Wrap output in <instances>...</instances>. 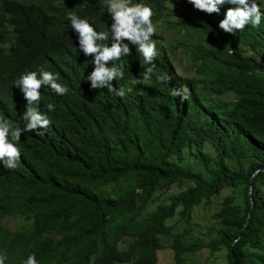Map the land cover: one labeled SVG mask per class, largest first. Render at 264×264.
<instances>
[{
    "label": "trees",
    "instance_id": "trees-1",
    "mask_svg": "<svg viewBox=\"0 0 264 264\" xmlns=\"http://www.w3.org/2000/svg\"><path fill=\"white\" fill-rule=\"evenodd\" d=\"M257 2L264 12V0ZM136 3L152 8L156 27L182 34L170 46L152 37L158 55L146 84L136 79L149 65L129 44L132 55L121 60L124 78L111 82L124 97L86 86L82 60L61 54L54 37L49 47L36 29L31 56L50 50L57 83L68 93L41 91L38 110L49 128L42 136H21L16 169L0 165L5 264H24L32 254L37 264H157L167 238L175 264L200 250L223 251L224 264H264V18L258 28L247 25L232 35L218 24L236 5L206 14L187 0H131ZM88 5L85 11L107 32L106 0ZM37 13L46 17L41 8ZM27 23L14 2L0 0V114L13 127H23L27 102L12 86L25 66L12 48ZM31 24L42 26L37 18ZM176 50L189 56L184 71L192 76L178 72L169 55ZM164 73L170 84L157 82ZM180 85L190 89L187 100L170 94ZM226 95L228 101L216 100ZM220 196L210 241L190 236L197 209Z\"/></svg>",
    "mask_w": 264,
    "mask_h": 264
},
{
    "label": "clouds",
    "instance_id": "clouds-1",
    "mask_svg": "<svg viewBox=\"0 0 264 264\" xmlns=\"http://www.w3.org/2000/svg\"><path fill=\"white\" fill-rule=\"evenodd\" d=\"M75 1L78 2L77 6H70L68 0H6L14 2L28 20V23L23 25L24 28L19 30V37L12 48L25 64L12 86L20 99L23 98L27 103L21 116L24 121L23 127L19 125L13 127L10 121L0 114V165L3 169L17 168L21 157V150L17 144L22 135L34 133L42 136L51 124L48 117L38 110L41 91L48 88L59 96L68 93L66 87L57 83L58 74L53 71L59 66L51 56L50 50L36 59L31 56L37 44V28L44 32L49 47L54 37L55 45H61L58 49L61 54L76 56L82 60L80 63L84 67L83 79L85 85H90L91 89L106 88L117 97L125 96V90L114 88L111 82L124 78L121 60L132 55L129 44L136 46V52L140 54L143 62L149 65L140 73L136 83L146 84L153 75L156 67L154 60L158 51L157 41L152 39L156 34V26L152 21L154 13L151 7L142 3L131 4V0H106L108 21L111 24L108 31L104 32L102 26L95 22V18L92 20L94 14L88 15L89 12L85 11L90 0ZM187 3L194 10L206 14H219V6L226 3L236 5L235 8H228L218 24L220 30L232 35L243 31L247 25L258 28L264 18V12L261 11V5L257 0H187ZM171 6L174 9V5ZM38 8L44 10L47 18L38 17ZM36 18L40 19L42 26L31 24ZM38 64L43 67L34 69ZM156 79L161 84H170L172 81V77L167 73L158 75ZM170 94L182 100H187L191 95L186 85L172 88ZM54 107L53 104H48L47 110L54 111ZM5 259L6 256L0 254V264H5ZM24 264H37L35 255H29Z\"/></svg>",
    "mask_w": 264,
    "mask_h": 264
},
{
    "label": "rangeland",
    "instance_id": "rangeland-1",
    "mask_svg": "<svg viewBox=\"0 0 264 264\" xmlns=\"http://www.w3.org/2000/svg\"><path fill=\"white\" fill-rule=\"evenodd\" d=\"M176 7L175 4H173ZM170 7L171 4H169ZM156 35L163 37L166 44L173 45L176 41L181 40V32L175 29H170L166 25H157ZM170 57L173 62L176 64L178 72L181 74H186L187 76H192L193 73L185 72L186 63H189V56H185L182 50H176V52L171 51ZM185 72V73H184ZM230 99L229 95H226L222 98H217V101H228ZM169 194V193H168ZM225 193L223 194V196ZM160 197V194H157ZM223 196H220L216 201H214L208 208L200 207L197 209L196 215L191 225L193 231L190 233V236L200 239L202 242H209L212 238L208 236V232L218 227V224L212 220L211 216L218 209L219 204L221 203ZM167 195H162V198L165 199ZM175 221H171L173 224ZM176 230L181 232L183 230L182 225H177ZM171 238L164 239L163 243L166 246V249L160 251L158 254V263L157 264H175L170 250ZM211 253V252H210ZM209 252L200 250L194 254L186 255V260L184 264H224V252H213L211 255Z\"/></svg>",
    "mask_w": 264,
    "mask_h": 264
},
{
    "label": "water",
    "instance_id": "water-1",
    "mask_svg": "<svg viewBox=\"0 0 264 264\" xmlns=\"http://www.w3.org/2000/svg\"><path fill=\"white\" fill-rule=\"evenodd\" d=\"M263 171H264V169H263ZM257 172H258V171H257ZM249 196H250V201H251L252 208H253V195H252V186H251V185L249 186ZM247 223H248V220L246 221V224H245L243 230L246 229ZM236 241H237V240H236ZM236 241H235V242H236Z\"/></svg>",
    "mask_w": 264,
    "mask_h": 264
}]
</instances>
